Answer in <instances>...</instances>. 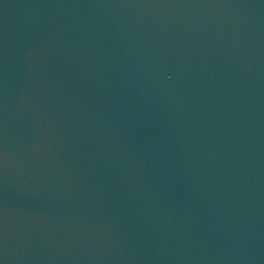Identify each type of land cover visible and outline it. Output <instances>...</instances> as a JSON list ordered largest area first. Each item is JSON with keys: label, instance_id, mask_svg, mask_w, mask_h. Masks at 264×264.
<instances>
[{"label": "water", "instance_id": "water-1", "mask_svg": "<svg viewBox=\"0 0 264 264\" xmlns=\"http://www.w3.org/2000/svg\"><path fill=\"white\" fill-rule=\"evenodd\" d=\"M0 264H264V0H0Z\"/></svg>", "mask_w": 264, "mask_h": 264}]
</instances>
